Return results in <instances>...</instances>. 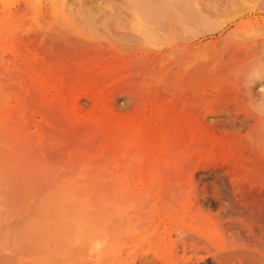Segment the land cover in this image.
I'll return each instance as SVG.
<instances>
[{"label": "rangeland", "instance_id": "obj_1", "mask_svg": "<svg viewBox=\"0 0 264 264\" xmlns=\"http://www.w3.org/2000/svg\"><path fill=\"white\" fill-rule=\"evenodd\" d=\"M140 1L0 0V160L23 144L10 196L59 264H141L164 225L225 220L227 178L264 165V0Z\"/></svg>", "mask_w": 264, "mask_h": 264}, {"label": "bare ground", "instance_id": "obj_2", "mask_svg": "<svg viewBox=\"0 0 264 264\" xmlns=\"http://www.w3.org/2000/svg\"><path fill=\"white\" fill-rule=\"evenodd\" d=\"M134 1H136V0H134ZM139 2H143V1L139 0ZM138 3L136 2L135 4H138ZM144 5H145V3H144ZM237 14L239 15V13H237V12L235 13V10H234V13L230 17H235ZM80 15L83 17V19H85L88 14L82 12ZM155 18L156 17H154V19ZM143 20H144V18H143ZM150 20H152V17H150L149 21ZM154 22H156V20ZM86 23L87 22H85V24ZM88 24H90V23H88ZM143 28H145V29H142V31H143L142 36L144 35L143 36L144 39L141 38V41L144 40L146 43L149 42L148 44H150L151 40H153V39L156 40V38H157V37L155 38L156 33L155 32L153 33V31H155V28L153 29V31L146 28V26ZM90 31H92V30L90 29ZM150 32H152V33H150ZM153 35H155V36H153ZM146 40H150V41H146ZM160 40H161V38H160ZM257 130L264 132V130L261 129L260 127H259V129L257 128ZM261 132H260V134H261ZM253 133H251V134L253 135ZM8 136H4V137L5 138L7 137L6 140H11L10 138L12 136L11 137H8ZM249 136H251V135L249 134ZM260 136H262V138H260ZM260 136H259V139L262 142L260 140H257V141L264 143L263 134ZM13 138H15V136H13ZM254 139H256V138L254 137ZM16 141H18V138ZM8 142L9 141H7V143ZM256 143H258V142H256ZM18 144H19V146L21 145L19 141H18ZM17 147H18V145H17ZM21 147L23 148V144ZM262 147H264V145ZM16 148L13 147L14 150L12 153H15ZM20 148H19V152H21V154L18 152V149H17V153H15V155L17 154L18 156L14 155L15 157L13 156V159H16V157L19 158V154L23 157V155H22L23 149L21 148L22 150L20 151ZM2 153L0 150L1 155H2ZM9 153H11V152H9ZM9 153L5 152V155H3L5 157V158L3 157L4 160L1 159L3 162L0 160V164L4 163L3 165H5V167L3 166L5 170L2 169L3 168L2 166H0V168L2 167L0 174L3 172L6 174V176L8 175L7 177L5 176L6 180H8V179L10 180V177H12V180H10V183H9V181H5L3 179L4 178L3 173H2L3 176H1L2 174L0 175L1 176L0 177V180H1L0 184L4 183V182H6L5 184H7V186L5 184L3 186L0 185L1 186L0 188L4 192V194H3L4 196L2 194H0V197L3 196L2 198H0V202L3 201L5 206L7 207L8 202H9L8 198H10V200H11L9 205H8L9 210L5 209L6 207L3 208V206H2L3 209H1V207H0V241L3 240L0 243L3 244L5 242L4 243L5 245H2L3 247L1 246V248H0V264H14L13 263V262H15L13 259V258H15L14 255L17 253L16 252L17 250L19 251L20 248L23 249L22 248L23 246L27 249H31V248L32 249L35 248L36 250L39 249L38 250L39 252L37 251L39 254V257L30 260V264H31V261H33L32 264H59V259H58V257H59V245H58L59 243L58 242L59 241H58L57 236L55 234H53L52 232L48 235L47 232H46L47 234H45V232L41 233L40 229H38V230L32 229L31 228L32 226H30V224L28 225L27 223H25L26 222L25 220H24L25 221L24 224H23V222H22V224L20 223L22 218H21V214L19 212V208H21V207L18 208V204H16L14 202V200L12 199L13 196H10V195H13V193H12L13 189L12 188L17 187L16 184H15L16 186H14V183H16V182L19 183L18 184L19 188L18 187L14 188L15 189L14 194L16 193V190H17L18 194L20 193L19 191L21 190V187L22 188L24 187L23 184L27 181V179H28L27 177L30 174H28L27 177L25 175L26 179H24L25 177H23V180H24L22 182L23 184H21L22 186H19L20 182L17 181L19 176L17 175V178H16V176L13 175V171L9 170L10 169L9 166L11 164H12L11 166H13L14 163H16L15 164L16 167H14L15 166L14 165L13 166L14 168L12 167L13 170L15 168L17 169V166H18L17 162L18 161L14 162V160L12 159V156H10ZM18 158L16 160H18ZM24 158L25 157H23V159ZM19 161H21V160L19 159ZM19 165L23 166V165H26V163L22 164L20 162ZM20 166H18L19 169H20ZM31 166H33V165H31ZM32 168H34V167H32ZM16 169H15V171H17V172L19 171L18 174L21 176H24L22 174H24V172H26V170H27V172L30 171L27 168H21V170L23 169L22 170L23 172L20 171L19 169L18 170H16ZM24 169H25V171H24ZM243 169H240L241 171H238L239 173L236 171V173H238V174H236V176L234 174V177H232L233 175L230 173L231 174L230 177H232V178H230V177L227 178L230 182V184H229L230 190H229V194L227 193L228 194V198H227L228 203L227 204H229V209L228 210L225 209L227 212L224 211V214H223L226 218L225 220H222L220 218H214V220L208 221L204 217V214L201 213L200 211H198V212H196V214L193 217H191L188 220V222L187 221H185L184 223L181 222L180 226L177 224L176 226H179L177 228L173 227L170 230L165 232L164 229H166L167 227L165 228V225H164L163 226L164 229L162 228V230H163L162 233L159 232V235H157V237H156V240H157L156 245H155L156 248H155V251L153 250L154 252H153L152 257H150V258L148 256L144 257L141 261V264H264V165L250 164L247 166V168H243ZM33 172H35V169ZM35 174H36V172L33 175H35ZM14 177L16 178V180ZM1 178L4 180V182ZM11 182H12V185L14 187L11 185ZM30 182H32V181L30 180ZM3 187H4V189H3ZM25 187H26V185H25ZM23 190L24 189H22L21 192H23ZM39 193H40V191H39ZM15 195H17V194H15ZM16 198H18V197H16ZM38 199H39V197H38ZM12 210L15 211V214L12 213ZM183 218H181V219H183ZM173 220L175 221L176 219H173ZM35 224H36V222H35ZM143 225L147 229L150 226L146 222H144ZM37 226L38 225L36 224V227ZM151 227L154 229V228H157L158 226H156V227L151 226ZM184 227H185V229L187 228L188 231L183 230L182 228H184ZM41 229L43 230L42 227H41ZM34 230H35V233L40 232L39 234H42L40 237L41 244L39 242H37V240H33V239H35L34 238L35 233H34V236L32 235ZM173 234L178 235V237H177L178 239H174ZM46 235H48V236H46ZM151 236H154V235L152 234ZM8 239H10L11 241ZM16 239H17V241H16ZM6 240H8L7 243H6ZM12 242L15 243L17 245V247ZM18 243H20L23 246L20 247V244H18ZM6 244H7V246L9 244V246H8V248L10 247L9 249L6 248L7 247ZM13 245L15 246V248ZM18 245H19V247H18ZM11 248H12V250H14V252L12 250H10ZM15 249H16V251H15ZM151 249H152V247H151ZM9 250L11 253H9ZM13 253H15V254H13ZM11 260H13V261H11ZM19 262H21V260ZM27 262H29V261L26 260V263ZM17 264H19V263H17ZM83 264H84V262H83ZM87 264H92V263L87 262Z\"/></svg>", "mask_w": 264, "mask_h": 264}]
</instances>
